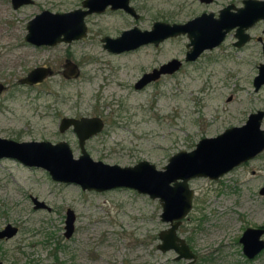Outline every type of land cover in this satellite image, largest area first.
I'll use <instances>...</instances> for the list:
<instances>
[{"label": "rangeland", "instance_id": "rangeland-1", "mask_svg": "<svg viewBox=\"0 0 264 264\" xmlns=\"http://www.w3.org/2000/svg\"><path fill=\"white\" fill-rule=\"evenodd\" d=\"M81 1L35 0L12 9L0 0L8 8L0 11V80L9 84L0 93V136L63 139L77 157L78 137L72 128L59 131L60 119L102 114L104 129L85 142L92 158L120 165L148 159L160 168L176 151L192 149L200 137L242 124L251 111L264 108V85L255 91L252 84L264 55L253 42L239 50L226 45L206 52L178 72L135 88L143 71L173 56L182 58L187 36L168 38L158 46L111 52L103 47V34L116 36L134 20L120 12H107L86 15L87 34L70 42L35 46L24 40L26 21L36 12L42 8L66 11L82 7ZM228 1L132 3L142 7L143 18L137 25L147 28L154 19L184 21ZM66 58L78 65V76L66 78L57 71ZM42 64L54 70L45 81L34 86L17 82L30 68ZM188 183L194 191L193 207L181 224V233L189 235L196 218L205 216L202 223L207 229L202 235L201 231L191 234L192 245L203 252L216 248L219 239L225 241L218 250L222 255L207 264H235L236 259L240 264H264V251L246 260L236 242L247 224L264 225V194L258 192L264 184V151L216 179L195 176ZM29 194L44 200L50 210L34 208ZM67 207L75 213L69 237L64 235ZM161 211L158 198L132 187L83 189L75 182L53 179L41 166L0 158V227L6 222L21 225L15 237L0 239V258L7 264L40 255L48 258L41 264H53L56 259L66 264H191L186 259L174 260V250L157 248V231L168 226L161 220ZM44 240L47 243L40 242ZM17 246H22L24 254L17 252Z\"/></svg>", "mask_w": 264, "mask_h": 264}, {"label": "water", "instance_id": "water-1", "mask_svg": "<svg viewBox=\"0 0 264 264\" xmlns=\"http://www.w3.org/2000/svg\"><path fill=\"white\" fill-rule=\"evenodd\" d=\"M17 1L19 2L15 3L31 0ZM245 1L248 3L247 8L239 12H230L228 6L220 10L219 18H214L212 13L203 12L185 22L156 20L150 29H141L134 25L123 29L116 36H102L103 47L112 52H120L149 42L158 44L168 37L186 33L189 49L185 53V60L192 59L205 47L218 44L226 31L236 24L237 17L241 18L242 26L245 27L246 23L264 17V0ZM81 4L82 7L66 11L43 9L36 13L28 21L26 39L35 44H55L81 38L87 34L84 17L88 13L103 10L106 5L112 8L122 7L131 14L137 15L128 0H82ZM238 30L239 28L237 32ZM181 62L180 58L173 57L151 71L144 72L135 81V87L141 88L157 79L162 73L176 70ZM51 72L49 67L38 65L21 81L34 83ZM62 73L66 77L77 76L79 68L73 61L67 59ZM253 84L255 89L264 84V62L258 65ZM263 116L264 108L250 112L243 124L228 126L213 136L201 137L192 149H180L171 154L160 168L148 159H140L131 165H120L92 158L85 147V141L99 132L104 125L103 119L96 115L63 116L59 121L60 131L69 126L75 131L80 146L77 157L73 156L68 142L63 139L53 142L48 139L15 140L4 136H0V157H12L26 165L41 166L53 179L75 182L83 189L101 191L127 186L138 192L147 193L150 197L158 198L162 205L161 217L169 222V226L160 233L162 242L158 243V247L162 250L174 249L178 254L177 258H191L195 257L192 250L185 239L176 233V228L192 204L194 192L189 186V179L195 176L216 179L234 166L261 153L264 150V127L261 126ZM260 192L264 193V185ZM32 199L36 207L50 208L44 201L36 197ZM74 219L73 209L68 208L64 231L67 236L74 229ZM14 229L7 224L0 231V235L4 233L10 235ZM261 231L262 229L248 228L240 238L245 248L251 238L255 239L251 243L253 245L251 250L247 251L249 256L254 255L263 246L262 240L256 237Z\"/></svg>", "mask_w": 264, "mask_h": 264}, {"label": "flooded vegetation", "instance_id": "flooded-vegetation-1", "mask_svg": "<svg viewBox=\"0 0 264 264\" xmlns=\"http://www.w3.org/2000/svg\"><path fill=\"white\" fill-rule=\"evenodd\" d=\"M3 1H6V2H8L9 3V5H10V7L12 8V9H18V8H20V7H22V6H24V5H27V4H32V3H34V1L35 0H31V1H29V2H21V3H15V2H19V1H17V0H3ZM132 1L133 0H128V2H129V4L130 5H132L133 6V8L135 9V12L137 13V15L135 16V15H133V14H131L130 12H128L127 10H125L124 8H122V7H116V8H112L110 5H106L105 7H104V9L103 10H101V11H94V12H91V13H88L87 15H92V14H96V15H99V14H104V13H107V12H120L121 14H123V15H126V16H128V17H132L133 18V23H132V25H130L129 27H127V28H130V27H132V26H134V25H137V21H140V19L141 18H143V12H142V7L141 6H138V5H135V4H133L132 3ZM201 4H204V5H207V4H212V3H214L215 2V0H198ZM82 2V1H81ZM16 4H18V5H16ZM81 6H82V4H81ZM228 6H230L229 7V11L230 12H239L241 9H243V8H247L248 7V3H246V1L245 0H230V1H228V2H226L225 4H223V5H221L220 7H218L217 8V10H211V9H208V10H206V9H203L202 11H199L197 14H194V15H192L191 17H189L188 19H186V20H189V19H192V18H194V17H196L197 15H199V14H201V13H203V12H206V13H212L213 14V17L214 18H219L220 17V10L221 9H223V8H226V7H228ZM76 8V7H75ZM8 8H7V6L5 5V4H3L2 2L0 3V11H2V12H4L5 13V11L7 10ZM43 9H47V8H42L39 12H41ZM73 9V8H72ZM50 10V9H49ZM70 10V9H69ZM52 11V10H51ZM36 13H38V12H36ZM35 13V14H36ZM34 14V15H35ZM33 15V16H34ZM32 17V16H31ZM31 17H29L28 19H27V21H26V28H27V24H28V21H29V19L31 18ZM156 20H162V19H154L153 21H152V23H151V25H150V27H147V28H141V29H150L151 27H152V25H153V23H154V21H156ZM186 20H184V21H169V22H185ZM237 21H236V24L234 25V26H232L231 28H229L227 31H226V33L224 34V37H223V39L218 43V44H216V45H214V46H212V47H205L202 51H200L199 52V54L196 56V57H194V58H192V59H188V60H185V53H186V51L189 49V47H187V43H188V41H189V39H188V41L185 43V46H186V49H185V51H184V54H183V57L182 58H180L181 60H182V62H181V65L176 69V70H174V71H172V72H166V73H162L157 79H154V80H152V81H150V82H153V81H156V80H159L160 78H162L164 75H172V74H174V73H176V72H178L186 63H192V62H196L204 53H206V52H213L214 50H216V49H219V48H227V46H230V47H232L233 49H237V50H239V49H241V48H244L247 44H249L250 42H253L254 43V45H257L258 46V50L259 51H261L262 53H263V55H264V17H259L258 19H255L252 23H246L247 24V26L245 27V26H242L243 25V23H241V18H238L237 17V19H236ZM162 21H166V20H162ZM138 26V25H137ZM139 27V26H138ZM140 28V27H139ZM239 28V30H238V32H237V29ZM123 29H126V28H121L120 30L122 31ZM119 30V29H118ZM27 31H28V28H27ZM27 31H26V33H27ZM120 31V32H121ZM236 32L238 33V34H236ZM243 32H245V34H247L246 36L244 35V33ZM26 33H25V35H26ZM119 34V33H118ZM25 35H24V40L27 42V43H29V44H33V45H35V46H42V45H51V44H46V43H41V44H35V43H33L32 41H29V40H27L26 39V37H25ZM106 35V34H105ZM107 35H109V34H107ZM187 36L186 35V33H181V34H179V35H175V36H172V37H168V38H174V37H180V36ZM103 36H104V34H103ZM168 38H166V39H168ZM188 38V37H187ZM166 39H164V40H166ZM228 39V41H229V43L227 44L226 43V40ZM164 40H162V41H160L158 44H154L153 42H149V43H145V44H142V45H146V44H148V45H155V46H158L161 42H163ZM238 42V43H237ZM142 45H140V46H138V47H136V48H133V49H128V50H123V52H126V51H131V50H135V49H138V48H140ZM227 45V46H226ZM112 52V51H111ZM121 52V51H120ZM119 52V53H120ZM173 57H176V56H173ZM173 57H171V58H173ZM68 58H66V60H67ZM170 59V58H169ZM169 59H167V60H169ZM66 60L64 61V62H62V66H63V68H62V70L61 69H58L57 71H59V72H61L62 73V71H63V69L65 68V64H66ZM68 60H70V59H68ZM167 60H165V61H161L160 63H158L156 66H153L151 69H149V70H145V71H143L142 72V74L144 73V72H146V71H151L154 67H158L159 65H161L162 63H164V62H166ZM70 61H73V60H70ZM74 62V61H73ZM262 62H264V59L262 60V61H260V62H258L257 63V72H258V65L260 64V63H262ZM75 63V62H74ZM76 64V63H75ZM77 65V64H76ZM36 66H38V65H35V66H33L32 68H34V67H36ZM42 66H47V67H49L51 70H52V72L50 73V74H48L47 76H45L42 80H40V81H37V82H34V83H27V82H22L21 81V79L23 78V77H25L27 74H28V72L32 69V68H30L24 75H22V76H20L19 78H17V82L19 83V84H22V85H28V86H34V85H37V84H39V83H41V82H43V81H45L49 76H51L53 73H54V70L51 68V66L50 65H46V64H42ZM78 66V65H77ZM79 68V67H78ZM63 74V73H62ZM141 74V75H142ZM257 74V73H256ZM255 74V75H256ZM140 75V76H141ZM254 75V76H255ZM64 76V75H63ZM78 76V75H77ZM254 76H253V78H254ZM64 77H66V76H64ZM73 77H76V76H71V77H66V78H73ZM253 78H252V84H253ZM8 82V81H7ZM149 82V83H150ZM0 84L2 85V87L0 88V93L2 92V91H4L7 87H8V83H6V82H4L3 80H0ZM148 84V83H147ZM147 84H145V85H147ZM144 85V86H145ZM264 84H262L261 86H263ZM144 86H142L141 88H143ZM253 86H254V84H253ZM260 86V87H261ZM134 87H135V83H134ZM259 87V88H260ZM136 88V87H135ZM258 88V89H259ZM258 89H255V86H254V90L255 91H257ZM231 97L229 96V99H230ZM257 110V109H256ZM254 111V110H253ZM252 112V111H251ZM96 116H100L102 119H103V121H104V125H103V127H102V129L100 130V131H102L103 129H104V126H105V118L102 116V114H95ZM248 117V116H247ZM264 117V116H263ZM243 124V123H242ZM239 125H241V124H239ZM230 126H232V125H230ZM228 127V126H227ZM69 128H72L71 126H69V127H67L65 130H67V129H69ZM225 129V128H224ZM223 129V130H224ZM58 130H59V123H58ZM65 130H63V131H65ZM222 130V131H223ZM60 131V130H59ZM99 131V132H100ZM98 133V132H97ZM96 133V134H97ZM93 135H95V134H93ZM92 135V136H93ZM5 137V136H4ZM91 137V136H90ZM89 137V138H90ZM203 137V136H202ZM10 138V137H9ZM201 138V137H200ZM199 138V139H200ZM12 139H14V138H12ZM88 139V138H87ZM86 139V140H87ZM15 140H19V139H15ZM198 141V140H197ZM86 142V141H85ZM264 151V150H263ZM262 151V152H263ZM261 152V153H262ZM261 153H259L258 155H256L255 157H257V156H259V155H261ZM4 157H6V156H4ZM1 158V157H0ZM6 158H9V157H6ZM10 158H12V157H10ZM18 160V159H17ZM20 161V160H19ZM21 162V161H20ZM22 163V162H21ZM24 164V163H23ZM24 165H26V164H24ZM26 166H30V165H26ZM229 171V170H228ZM59 181V180H58ZM264 184H262L260 187H259V189H258V192L260 193V194H264V193H261L260 192V189L262 188V186H263ZM194 192V191H193ZM220 194H222V193H220ZM29 197H30V200H31V202H32V204H33V207L34 208H46V209H48V210H50V206L48 205V204H46L47 206H49L50 208H47L46 206H38V207H36L35 206V202L33 201V199H32V197H36L37 199H39V200H42V199H40V198H38V196H36V195H33V194H29ZM193 198H194V193H193V196H192V204H191V208H190V210L186 213V215L181 219V221H180V223H179V225H178V227L176 228V233L179 235V236H181V237H183L184 239H185V241L187 242V244L189 245V247H190V249L192 250V252H193V254H194V256L195 257H191V258H185V257H181V258H177V256H178V254H177V252L174 250V249H172V248H169V249H166V250H174L175 251V254L173 255V259L174 260H177V261H179L180 259H186L185 261L186 262H188V263H191V264H195L197 261L200 263V264H207V262H209V261H212V259L213 258H215V256H220V255H222V253L221 252H219L218 253V250H219V248L225 243V241L221 238V239H219V241H218V244H217V246H216V248H208L207 249V251L205 250V251H203V252H200V250H198L197 248H195L192 244H193V242H194V239L195 238H193V236L191 235V234H193V233H197V231H201V234L200 235H202L203 233H202V231L203 230H206L207 228L203 225V223H202V220L205 218V216H201V217H197L196 219L198 220V222L197 223H195L192 227H191V229H190V234L189 235H186V233H185V235H183L182 233H181V231H180V229L183 227L181 224H182V222L184 221V219L186 220V219H188L189 217H187L188 215H189V213L191 212V210H192V207H193ZM219 200H221V199H219ZM42 201H44V200H42ZM45 202V201H44ZM162 206V205H161ZM212 207H214V205H212ZM68 208H71V207H67L66 208V210H65V218H64V231H65V224H66V217H67V209ZM72 209V208H71ZM213 209H216L215 207L213 208ZM74 211V210H73ZM162 212V211H161ZM219 212H215V214H218ZM75 214V213H74ZM160 217H161V213H160ZM161 220L162 221H165V220H163L162 219V217H161ZM74 221H75V219H74ZM167 223H168V226H169V222L168 221H166ZM7 224H10L11 226H13L15 229H14V231H12V234H10V235H7V234H3V235H0V239H7V238H12V237H15L17 234H18V232H19V230H20V228H21V225L20 224H12V223H10V222H6L2 227H0V231L7 225ZM167 226V227H168ZM167 227H165V228H160L158 231H157V237H158V239H159V242L158 243H160V242H162V239H161V235H160V233L164 230V229H166ZM248 228H253V229H262V231L256 236V237H258V240H262V242H263V246L254 254V255H252V256H249L248 254H247V251L248 250H251V248H252V246L253 245H251V243L255 240V239H253V238H251V240H250V243H249V245H247L246 246V248L244 247V243H243V241H241L240 240V238L243 236V234H244V232L246 231V229H248ZM209 231H210V229H209ZM74 232V229H73V231H72V233ZM71 233V234H72ZM71 234L69 235V236H71ZM64 235H65V233H64ZM200 235L198 236H194V237H200ZM66 237H69V236H67V235H65ZM257 240V239H256ZM41 243H47V241L46 240H44V241H40ZM236 242L237 243H239L240 244V246H241V254H242V256L246 259V260H253V259H255V258H257L263 251H264V225L263 224H258V225H256V226H254V225H250V224H247V226H245L242 230H241V233L237 236V240H236ZM158 243H157V248L158 249H160L161 251H166V250H162L161 248H159L158 247ZM17 248V252H20V253H22V254H24L23 252H24V250H23V248H22V246H19V248H18V246L16 247ZM1 249L2 248H0V251H1ZM53 252V250L51 249V251L50 250H48L47 249V253H52ZM24 256H26V255H24ZM46 259H48L47 257H42L41 255L40 256H38L37 258L36 257H33V259H28V260H24V261H22V262H19V263H16V264H41V263H44V260H46ZM37 260V261H36ZM0 263L1 264H7L6 262H4L1 258H0ZM232 263H235V264H240V262H239V260H235V262H232ZM53 264H66V263H63V261L61 262V261H59V260H53ZM144 264H147V263H144ZM156 264H160L159 262H156Z\"/></svg>", "mask_w": 264, "mask_h": 264}]
</instances>
